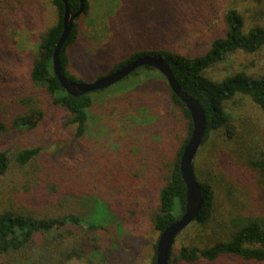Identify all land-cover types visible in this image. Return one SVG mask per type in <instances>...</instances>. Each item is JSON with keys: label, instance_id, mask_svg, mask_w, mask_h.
<instances>
[{"label": "trees", "instance_id": "16d2710c", "mask_svg": "<svg viewBox=\"0 0 264 264\" xmlns=\"http://www.w3.org/2000/svg\"><path fill=\"white\" fill-rule=\"evenodd\" d=\"M31 1L33 0H0V45L7 51H11V45L7 41L9 24L24 23L29 15V9H34L37 14L46 12L48 7L46 3L51 2L50 6L56 11L55 20L35 38L37 41L35 50L21 51L30 60L31 84L35 90L42 91L47 96L51 105L60 106L67 111V126L73 127V130L67 141L47 146H24L16 150L11 146L0 144V179L9 173L10 166L14 163L20 169H24L33 179L30 188H25L21 197L19 196L21 201L25 196L31 197L39 202L43 210L44 206L51 205L47 211L50 215L52 212L50 210L56 207H64L68 210L69 202L75 203L79 211H69L62 216H50L47 213L41 215L34 211H24L22 207L11 206L6 200L0 198V264H79V258L89 259L92 263L102 255L98 251L101 249L100 245L96 247V244L103 239V235L110 234L114 237L116 230L123 228L125 224L130 223L131 225L128 213L135 217L140 211L139 218H133L134 220L140 219L141 208L137 209L136 205L131 202V192L128 199H121L120 195L118 199L112 197L111 192L101 195L98 186L89 180L91 173L84 170L82 165L85 150L88 151L93 146L85 143L84 137L91 108L97 97L115 94L128 88L138 90L141 86L158 89L160 87L158 85L164 84L168 90L166 96L175 108L185 137L175 154L167 182L158 188V203L153 210L155 212L151 220L152 226L151 223L145 226L146 235L149 234L152 237L155 233L157 234L150 244L151 258H147V264H155L156 243L160 233L180 218L185 209L186 185L180 170V158L192 130L190 111L171 89L165 77L151 66L138 68L122 81L106 89L80 96L67 92L53 71L52 60L54 49L63 32L64 3L62 0ZM68 1L73 12L79 9L80 0ZM30 2L38 4L34 5ZM154 2L155 0H137V3L143 4L141 7L143 18L149 15V7L146 4ZM84 3L85 10L81 15L87 13L89 9L88 0H84ZM118 3L119 14L114 17V21L116 22L118 17L128 20L130 8L122 11L125 6L122 5L121 0H118ZM157 3L158 7L150 6V14L159 11L160 15L169 16L172 19L171 28L175 26L177 32L181 31V35L173 39L176 41L184 40L185 36L190 34L187 32L190 31V26L185 30L184 25L197 21L198 16L203 13V8L210 6V0H158ZM110 22L112 23V19ZM226 23V33L216 37L211 47L203 54H182L166 48L140 50L116 64L110 72L140 56L149 55L165 59L182 88L198 99L205 110L207 131L202 146L217 132H221V136L233 141L244 154L240 153L237 157L240 161L239 167L245 168L244 171L247 170L250 178L254 180L258 178L259 182L264 184V129L260 134L263 141L259 140L256 144V136L251 131L254 128L253 124L246 126L243 115L235 111L238 105H235L237 98L246 97L264 114V76H254L245 71H238L221 79H213L206 74L211 66L225 60L232 53L252 54L264 48V20L246 27L243 14L237 8H231L226 13ZM151 27H147L150 31L147 33V39H155L158 35L151 33L155 25ZM138 28V31L143 30L141 27ZM78 34L79 25L75 20L60 58L64 75L70 80L82 81L71 74L68 69L69 47L76 42ZM160 34V38L165 35L167 40L172 39L166 32ZM21 51L16 49L14 52ZM0 81H4L3 86H0V98L1 94L7 95V91L11 89L21 95L18 98L13 95L10 97L12 106H9L19 111L12 122L3 119L0 115V135L14 128L23 130L36 127L39 124L38 121L45 117L46 111L40 105L39 108L35 105L39 103L36 98L31 97L35 93L22 95L25 91L24 84L17 83L13 74L6 69L3 63H0ZM38 99L41 100L39 97ZM4 100L5 98L2 102ZM26 107L29 113L23 115L22 111ZM35 116H37L36 119L32 120ZM46 157L50 160H46ZM43 158L45 161L42 160ZM195 165L196 158L194 160L196 173ZM196 178L202 187L203 209L196 220L178 237L188 229H197L216 218L215 203L219 186L214 181H201L197 174ZM228 185L220 186V189H223L221 194L226 205L222 210L225 214L226 229L229 230L227 238L200 249L188 245L178 247L177 237L168 264H179L180 262L219 264L220 261L223 263L225 257L239 259L238 263L233 264H264V214L256 207L259 203L251 199L253 203L248 201L247 204L245 202L242 206L239 205L242 189L235 185ZM121 190L118 189V194ZM245 191L243 187L244 195ZM0 195L2 196L1 192ZM250 197H252L251 194ZM261 197H264L263 191ZM131 207H134L133 211ZM45 214L48 216H44ZM134 220H132L133 224ZM133 224L128 238L135 242L138 236L135 227H140ZM61 228H64L65 232ZM78 228L81 229L79 236L76 233ZM82 231L85 234H82ZM108 239L105 238L106 241ZM116 240V238L111 239V241ZM52 242H57V245L53 246Z\"/></svg>", "mask_w": 264, "mask_h": 264}, {"label": "rangeland", "instance_id": "374dc122", "mask_svg": "<svg viewBox=\"0 0 264 264\" xmlns=\"http://www.w3.org/2000/svg\"><path fill=\"white\" fill-rule=\"evenodd\" d=\"M31 2L30 4H38ZM157 2L158 0H155L153 4H146L149 7V15L143 18L142 3H137V0H121L122 5L125 6L122 11L130 8L129 17L128 20L118 17L115 22L114 17L119 14L118 0H88V12L76 19L79 25L78 38L69 47L70 73L78 79L92 81L109 73L116 64L140 50L166 48L182 54H203L211 47L216 37L226 33V13L231 8H237L243 14L246 27L264 20V0H210V6L203 8V13L198 16L197 21L184 25L185 30L190 26V31H187L190 34L186 35L184 40L176 41L173 39L179 37L181 31L177 32L175 26L171 28L172 19L160 15L159 11L150 14V6L158 7ZM50 4L51 2L46 3V7L48 6L46 12L38 14L34 9H29V15L24 23L9 24L7 41L11 45V51L0 45V63H3L13 74L17 83L24 84L25 91L22 95L35 93L36 95H31L39 101L35 105L38 108L40 105L46 111L45 117L38 121L36 127L23 130L14 128L0 135V144L11 146L16 150L24 146H47L65 142L72 135L73 127L67 126V111L60 106L51 105L47 96L42 91L35 90L31 84L30 60L22 53L25 49L35 50L37 42L35 38L55 20L56 11ZM169 6L171 7L170 4ZM145 23H148L149 27L155 25V29L151 31L158 34L155 39L146 38L150 31ZM138 27L143 30L138 31ZM161 32L168 33L172 39L167 40L165 35L160 38ZM16 49L22 51L14 52ZM238 71L264 76V48L252 54L232 53L225 60L211 66L206 74L213 79H221ZM3 84L4 81H0V86ZM158 86H160L158 89L143 86L138 90L128 88L115 94L97 97L91 108L84 141L93 147L88 151L85 150L82 167L91 173L89 180L98 186L101 195L111 192L112 197L118 199L120 195L121 199H128L131 192V202L137 209L141 208L142 214L139 221L134 219L139 218L140 211L135 217L128 213L131 225L125 224L123 228L116 230L114 237L105 234L103 239L97 242L96 247L100 245L101 249L98 251L103 256H98L92 263L89 259L79 258V264H147V258H151L150 244L157 234L152 237L146 235L145 226H149L150 223L152 226L151 220L155 212L153 210L158 203V188L167 182L175 154L185 137L175 108L166 96L167 88L164 84ZM7 92L9 93L7 95L1 94L0 115L3 119L12 122L19 111L11 107L10 97L13 95L18 98L21 95L13 89ZM3 98L5 100L2 102ZM236 104L238 105L235 111L243 115L245 125L253 124L254 128L251 131L256 136L257 144L264 129V114L249 98L238 97ZM27 110L28 107L23 109L22 114H28ZM238 148L239 146L233 141L221 136V132H217L198 150L195 157L196 174L201 181H214L219 186L218 192L216 190V218L211 219L207 225L188 229L181 234L177 239L178 247L188 245L203 249L215 241L227 238L229 230L226 229L225 214L222 210L226 205L221 194L223 189H220V186L229 184L228 186L235 185L241 188L242 197L239 198V205L242 206L245 202L247 204L248 201L253 203L252 201L255 200L259 203L256 207L264 214V197H261L264 184H261L258 178L255 180L250 178L247 170L244 171L245 168L239 167L240 161L237 157L242 152ZM49 157H46V160H50ZM42 160L45 161V158ZM32 183L33 179L27 175V172L12 163L9 173L0 179L2 193L0 198L11 206L22 207L24 211L50 215L47 211L51 205L44 206L43 210L39 202L31 197L25 196L23 201L19 199L24 189L30 188ZM242 186L246 190L245 195ZM119 188L122 190L118 194ZM68 207V210L64 207L51 209L50 216H62L69 211L78 210L73 202H69ZM133 210L134 207H131V211ZM47 214L44 216H48ZM132 224L140 227H135L138 234L135 242L128 238ZM61 229L65 232L64 228ZM76 233L78 236L81 235V229L78 228ZM82 234L85 233L82 231ZM105 238L109 239L106 241ZM112 238L117 240L111 241ZM56 243L52 242V245ZM238 262L239 259L236 257L223 258L225 264ZM223 263L219 262V264ZM179 264L205 263L180 262Z\"/></svg>", "mask_w": 264, "mask_h": 264}, {"label": "water", "instance_id": "95a60500", "mask_svg": "<svg viewBox=\"0 0 264 264\" xmlns=\"http://www.w3.org/2000/svg\"><path fill=\"white\" fill-rule=\"evenodd\" d=\"M62 1L64 3L63 32L54 49L52 60L53 71L67 92L74 96H80L97 90L106 89L122 81L138 68L142 66H151L165 77L171 89L185 103L190 111L192 130L180 158V170L186 185L185 209L180 218L173 221L160 233L156 243L155 264H168L178 235L196 220L204 205V196L202 187L196 178L194 160L206 136L207 118L205 110L198 99L188 94L182 88L177 81L170 64L162 57L149 55L140 56L113 72L102 75L92 81L68 79L62 70L60 54L73 28L74 21L85 10V3L84 0H80L81 5L79 9L73 12L69 1Z\"/></svg>", "mask_w": 264, "mask_h": 264}]
</instances>
